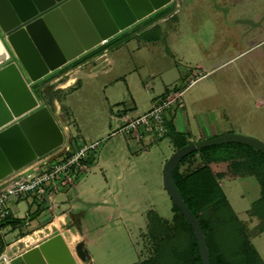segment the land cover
I'll return each instance as SVG.
<instances>
[{
    "label": "rangeland",
    "instance_id": "obj_1",
    "mask_svg": "<svg viewBox=\"0 0 264 264\" xmlns=\"http://www.w3.org/2000/svg\"><path fill=\"white\" fill-rule=\"evenodd\" d=\"M146 30L159 36L154 41L155 50H163L165 44L168 46L166 57L160 55L151 59L150 56V61L163 62L159 63L162 69L166 65L173 67L174 72H167L166 75L169 77V88L160 93L165 95L174 88L183 90L181 101L185 106L177 111V115L181 116L179 126L182 130L188 129V134L197 138L200 123L205 135L210 134L208 130L211 126L220 134L243 133L264 141V0H172L121 31L115 38ZM132 42L129 47L134 46L136 39ZM111 46L107 47L109 55L115 49ZM124 53L125 69L128 71L130 64L128 59L125 60L130 55L128 47ZM137 55L144 62L136 73L143 89L144 81L153 85L158 77L153 73L156 71L154 65L152 67L149 61H144L148 54L141 51ZM103 66H108L105 56L87 70L94 69L98 73ZM53 72L57 74V70ZM93 82V79L86 80L87 86L82 93L61 91L58 96L62 100L63 112L58 116L64 122L69 119V110L73 109L80 122V126L70 124L71 149L75 150L81 142L100 143L95 156L103 168L95 166L91 169L90 165L78 174L74 184L90 188L93 196L97 197V203L103 196L112 195L107 191L109 184L106 185L105 176L110 185L119 189L120 216L106 220L96 213L92 214L94 219L88 245L93 264H133L154 253L153 240L147 232L148 210H156L168 221L174 215L173 201L163 185V167L176 147L169 136L151 140L144 150L135 155L129 153L134 158L127 161L124 168H115V160L108 157L111 145L120 136H112L117 132L115 126L118 121L113 120L112 129L108 128L100 138H90L97 137L99 131L90 121L92 107H99V110H104L105 105L109 107L108 103H104V87ZM117 84L125 86L124 82ZM146 92L142 94L145 101H149ZM145 110L147 108L142 107L140 112ZM146 136L152 138L151 135ZM117 172L120 177H116ZM225 177L227 179L222 178L220 186L264 260V232H257L261 219L252 215L250 206L259 194V184L251 176ZM47 213L36 225L37 229L45 228L58 219L54 211Z\"/></svg>",
    "mask_w": 264,
    "mask_h": 264
},
{
    "label": "water",
    "instance_id": "obj_2",
    "mask_svg": "<svg viewBox=\"0 0 264 264\" xmlns=\"http://www.w3.org/2000/svg\"><path fill=\"white\" fill-rule=\"evenodd\" d=\"M171 2L0 0V180L64 143L57 119L49 106H41L33 85ZM227 142L264 153L261 139L227 132L176 148L163 167V185L194 230L202 264H211L206 237L173 173L192 151ZM86 259L84 241L72 248L58 232L11 258L1 255L0 264H80Z\"/></svg>",
    "mask_w": 264,
    "mask_h": 264
},
{
    "label": "crops",
    "instance_id": "obj_3",
    "mask_svg": "<svg viewBox=\"0 0 264 264\" xmlns=\"http://www.w3.org/2000/svg\"><path fill=\"white\" fill-rule=\"evenodd\" d=\"M148 30H146L145 32H132L126 35L124 34V38L121 37L123 38L122 40L111 46L115 48L112 55L108 54L109 48H105L99 52L91 54L92 50H98L100 48V44L90 51L82 54L80 57L75 58L62 67L58 68L56 72L57 74H53L54 72H50L39 83L33 85V90L38 96L41 102V106L45 104L49 106L55 118L57 119L64 133V142H70L72 140L70 124L72 123L74 125L80 126V122L78 121L77 115L75 114V111L73 109L69 110V119L65 120L64 122L62 121V118L58 116L59 113L63 112L61 108L62 100H60V96H58L61 91L71 90V93H82L83 89L87 86L85 81L88 79H93V83H96L100 86L102 85L104 87V103H108L109 107L106 108L105 105L104 110L103 108L99 110V107H92L90 113V121L94 122V127H98L99 130L97 132V137H90L91 139L93 138V140H95L96 138H100L102 134L107 132L106 130H108V128L112 129L113 120L118 121V123L121 122L120 119H115V112L124 109L130 114V116L137 115L138 113H141L140 111L142 107L149 109L152 106L153 101L157 97L162 96L160 92L169 88V77L166 75L169 72H174L172 69L173 67H171L170 65H166V68L162 69L160 68L161 64L159 63L163 62H154L158 60H151L152 62L150 61V56L151 59L160 55L166 57V50L168 46L165 44L163 45V50H155L154 45L156 44H154V41L156 40L152 39V37H149L152 35L147 34L149 33ZM134 39H136V43L134 44V46L129 47L130 43H133L132 41ZM125 46L129 48L130 52L129 57L125 59H128L127 63L130 64V69H128V71L125 69L126 64L124 63L123 58V56L125 55ZM159 46L157 47L160 48ZM141 51H144L145 54H148L144 61H149L151 66L154 65L156 71L153 73L156 75V77H158V79L154 81L153 85H150L147 81H144L143 89L141 87V80H139L138 76H136V73H139L144 63L140 59V56L137 55V53ZM103 56H105L106 61L108 62L107 67L103 66V69H98V73L97 70L94 69L87 70L92 65L95 66L96 61L101 59V57ZM165 61L166 60H164V63H166ZM131 73L134 74L132 76H129ZM84 75L85 79L83 78ZM120 82H124L125 86L123 87L122 84H117ZM144 91H147L146 93L149 96V101H145L144 95L142 94L144 93ZM184 106L185 104L183 105V108ZM180 118L181 116L177 115L175 112L173 113L172 111L171 121H173L176 130L183 131L188 134V129V131L182 130L179 126V123H181L179 120ZM182 118L184 123L186 124L183 111ZM67 121L69 123L68 125ZM199 128L200 133L199 135H197V138L189 134L187 135V138L190 141L208 138L220 134V132L214 131L211 126L208 130L210 132L209 135H205L200 123ZM68 131L69 135H67ZM99 132L101 133L98 135ZM116 135L120 136H118L114 144L111 145L109 153L110 155L108 157L109 159L112 158V160H115V168L120 166L124 168L126 162L134 158L132 155H129V153L135 155L136 152L144 150V148L148 145V143H150L151 140L157 141L161 138L153 136H151L152 138H150L146 135L141 138H136L122 132L112 133V136ZM55 150L46 155L39 156L35 160V163L45 164L44 167H49L53 162L52 158H54ZM95 166H100V168H103L101 163H98L96 157L95 160H93V162L91 163L90 167L92 169ZM107 170L108 167H106V172ZM247 176L253 177L258 182V198L260 196V183L255 175L252 174L242 175L239 178ZM116 177H120L119 172H117ZM223 178L227 179L226 177ZM221 179H219L220 184ZM105 180L106 185L109 184L107 191L112 195L110 197L103 196L99 203L96 202L97 197L93 196L90 188H84L83 185L80 186L78 183L74 184L73 186H66L58 192L49 190L47 200L46 197L44 198V200H42L36 193H30L27 196L10 200V202H8V206L11 210V214L8 218L0 222V256L4 255L6 258H11L25 251L26 249L42 242L48 237L61 232L65 235L72 248H75V243L78 244V242L84 241V246L87 249V259L84 261L85 263H83L82 260H80L79 263L93 264V255L91 254L88 245V242H90L91 240L89 237V233L91 232V225L94 219L92 214L96 213L102 216V219L111 220L115 218L116 215L120 216V213H122L120 210L121 201H119L118 199V187L116 188L114 185H110V181H107V176H105ZM254 200L251 201V204ZM37 209L39 212L35 213ZM50 211L55 212L58 218L55 220H58L59 223L55 224L54 220L46 225L45 228L42 227L37 229L36 225L41 220H43L47 216V212ZM17 218L22 219L23 221L19 223H14L12 221L5 222L8 219ZM53 228H55V231ZM46 229L49 230L46 231ZM257 232L262 233L264 232V230Z\"/></svg>",
    "mask_w": 264,
    "mask_h": 264
},
{
    "label": "trees",
    "instance_id": "obj_4",
    "mask_svg": "<svg viewBox=\"0 0 264 264\" xmlns=\"http://www.w3.org/2000/svg\"><path fill=\"white\" fill-rule=\"evenodd\" d=\"M152 39H158L156 33ZM125 36V35H124ZM124 38V37H123ZM123 38L112 37L101 44L99 52ZM169 136L175 147L191 142L185 132L169 122ZM164 137V136H163ZM90 163L93 162L91 158ZM184 168L182 169V167ZM255 175L260 183V196L251 204V213L261 219L258 231L264 230V153L253 147L227 142L203 147L186 155L173 177L185 202L197 217L206 237L211 264H264L251 242L243 221L232 208L219 179L228 176ZM171 221L150 209L147 212L148 234L153 240L154 253L133 264H202L194 230L180 209L173 203ZM39 212L38 209L35 213ZM22 222L8 219L5 222Z\"/></svg>",
    "mask_w": 264,
    "mask_h": 264
},
{
    "label": "built area",
    "instance_id": "obj_5",
    "mask_svg": "<svg viewBox=\"0 0 264 264\" xmlns=\"http://www.w3.org/2000/svg\"><path fill=\"white\" fill-rule=\"evenodd\" d=\"M182 95L183 90L169 89L167 94L157 97L149 109L137 115L130 116L124 109L115 112V119L121 120L115 131L136 138L167 135L172 111L177 114L178 109L184 105ZM70 144L71 141H65L54 151L53 162L49 167L33 161L0 180V222L11 214L8 206L10 200L30 193H36L44 200L49 190L58 192L63 187L74 184L78 174L89 168V160H95L99 141L81 143L75 150L71 149Z\"/></svg>",
    "mask_w": 264,
    "mask_h": 264
},
{
    "label": "bare ground",
    "instance_id": "obj_6",
    "mask_svg": "<svg viewBox=\"0 0 264 264\" xmlns=\"http://www.w3.org/2000/svg\"><path fill=\"white\" fill-rule=\"evenodd\" d=\"M54 223H55V224H58L59 222H58V220H55Z\"/></svg>",
    "mask_w": 264,
    "mask_h": 264
}]
</instances>
